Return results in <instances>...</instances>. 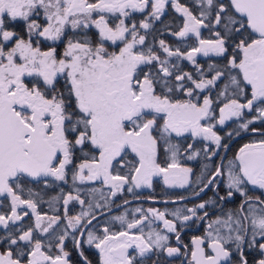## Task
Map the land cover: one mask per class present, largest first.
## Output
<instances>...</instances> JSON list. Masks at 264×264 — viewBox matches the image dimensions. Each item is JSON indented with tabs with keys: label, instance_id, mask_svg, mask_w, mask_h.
<instances>
[{
	"label": "snow or ice",
	"instance_id": "1",
	"mask_svg": "<svg viewBox=\"0 0 264 264\" xmlns=\"http://www.w3.org/2000/svg\"><path fill=\"white\" fill-rule=\"evenodd\" d=\"M168 5L169 0H0V196L10 197V215L0 214V225L7 229L10 222L23 221L29 213L21 214L22 206L35 213L33 226L24 230L21 225L15 236L9 231V247L0 251V264H71L65 250L69 236L80 249L81 264H91L69 229L87 228L96 219L94 210L104 205L90 202L87 211L67 217V226L55 237L59 254L51 255L53 241L45 243L35 233H49L61 217L41 215L36 200L23 199L21 178L64 181L72 166L73 182L100 180L112 197L126 184L151 187L156 176L166 185L183 188L193 182V169L180 163L173 134L190 133L220 148L227 145L214 130L217 125L235 117L245 120L240 127L248 129L254 120L264 121V0H195L196 12L173 0L171 7L181 15L182 24L171 35L194 36L196 45L181 51L161 39L162 58L146 45L147 36L141 32L147 33L158 21L170 31L161 20ZM41 12L43 25L33 18ZM134 12L145 14V19L131 21ZM21 22L27 38L12 30ZM91 28L96 30L93 35L85 31ZM205 28L213 38L202 37ZM67 29L73 30L71 36ZM34 35L51 41L66 38L67 43L62 53L56 47L42 50L34 46ZM201 54H212L224 63L205 69L196 61ZM173 57L190 61L198 75L179 71L170 63ZM61 75L63 91L57 88ZM28 77L34 79L26 82ZM178 92L186 98L177 99ZM246 112L256 115L247 119ZM162 146L171 154L165 166L158 162ZM77 150L88 157L78 165ZM129 150L135 154L131 161ZM197 155L194 150L188 158ZM114 166H129L130 175L114 174ZM223 175L217 167L206 182L197 177L203 183L200 192L209 185L218 188L216 180ZM249 185L264 190V139L245 144L228 162V190L219 199L223 202L238 193L243 197L239 207L210 220L203 236L191 238V247L181 241L175 220L207 219L209 201L175 209L171 212L175 220L166 219L168 210L136 208L139 219L128 220L127 212L113 217L126 230L110 232L105 226L102 235L87 231L80 236L86 235V243L99 250V264H142L161 252L173 258L190 256L184 264H264V199L248 195ZM72 200L85 204L71 193L63 204ZM156 221L175 233L178 246H170L169 235L152 227ZM251 249L257 254L251 255ZM154 264H159L158 256Z\"/></svg>",
	"mask_w": 264,
	"mask_h": 264
},
{
	"label": "flooded vegetation",
	"instance_id": "2",
	"mask_svg": "<svg viewBox=\"0 0 264 264\" xmlns=\"http://www.w3.org/2000/svg\"><path fill=\"white\" fill-rule=\"evenodd\" d=\"M180 3L185 4L186 6L193 8L195 0H179ZM173 0H169V5L166 7L165 14L161 17V20L164 24L170 26V31L164 29L163 24L159 21L155 23L154 28L150 29L145 33L144 31L141 34H146V45L153 46L154 51H156L162 58H164V53L159 48V40H164L166 44L171 45L173 49L179 47L181 51H189L192 46L196 45V38L190 36L188 38H178L171 35V32L177 31L178 26L182 24V17L179 13L171 7ZM193 11L196 12V9L193 8ZM34 19L37 20L40 24H45V18L42 15L34 16ZM145 19V14L134 12L130 18L131 21L139 22L140 20ZM207 23V21H206ZM17 31L21 36L27 38V29L26 24L21 22L19 24H14L13 29ZM87 31L90 35L95 33V29L91 28ZM67 35L71 36L73 30L67 29ZM80 32V30H76ZM201 35L205 39L213 38L209 29L205 28L201 30ZM34 46H39L42 50H47L49 47H56L58 53L63 52L67 40L62 38L59 41L46 40L45 38L38 37L34 35L33 38ZM119 43V42H118ZM122 46V44H121ZM114 50V46H113ZM197 64L203 66L207 69L209 64L217 63L223 64L224 60L219 57H215L210 54L209 56L198 55L196 57ZM170 63L176 64L179 71L191 72L194 77L198 74L195 72V65L186 59H177L175 57L171 58ZM147 71V69H145ZM33 77L26 78V82L32 81ZM58 83L57 88L61 91L65 89V80L63 76L57 77ZM190 86V85H189ZM220 86V85H218ZM207 92L200 93L201 97L206 95ZM212 95L215 96L216 92L213 90ZM177 99H185L186 97L182 93H177ZM243 102V101H242ZM222 106V105H221ZM256 113H245L247 119H252ZM245 120L239 118H232L231 120L226 121L224 125H217L214 129L223 139L222 145H227V147L216 148L215 144L204 140L202 137H193L190 133H186L184 136L176 137L173 134L171 142L173 144H178L180 146V155L179 161L185 166L193 169L192 172V181L185 187H171L166 185L163 181V178L156 176L152 180V186H142L136 188L131 184H126L124 186V191L118 193L115 197L110 195V189L108 185H105L100 180L96 181H85L81 182L76 180L73 182L72 179V166H69L66 179L64 181H58L54 177L47 178H21L19 183L23 187L24 191L19 194L23 199H34L37 201V212L41 215L47 214L48 216H60L61 219L57 225L53 226V229L49 230V233H41L39 230L36 231V235L43 239L47 243L50 239L54 243V247L49 254L57 255L59 254L58 249L55 247V237L62 234V230L67 226V217L77 216L82 211H87V205L90 202L101 203L104 207L95 209L94 214L96 219L92 220L91 224L87 228L78 227L76 230L69 229L70 232L74 231L77 240L81 241V248L84 252V255L91 261V264H99V250L94 247V245H88L86 243V235L84 237L80 236V232L92 231L97 235H102L103 228L107 226L110 232H119L126 230L125 227L119 222L113 219V217L124 215L127 212L128 220L139 219L140 214L135 212L136 208L148 209L156 208L160 211L168 210L166 219L175 220L172 217L171 212L177 208L184 209L185 207L191 208L196 204L202 203L204 201H209L206 205L204 211L208 212V218L205 220H197L195 217L193 219L183 222L181 220H175L177 231L180 233L181 241L184 244H188L191 247L190 241L193 236H203L206 232L207 224L210 220L222 216L228 210H235L239 207L240 203L243 200L238 193H235L232 198H228L225 201H220V196H225L227 192V169L228 162L234 160L235 156L239 153V149L245 144L258 142L261 139H264V136L261 133H264V121L254 120L252 124L249 125L248 129H242L240 125L244 123ZM255 129V131H253ZM232 135L229 136L228 134ZM191 144L192 148L188 149V145ZM163 145V141H161ZM207 146L208 152L204 151V148ZM185 149H188L185 151ZM194 150L199 151V155L195 156L193 159H189V156L193 155ZM85 152L89 151L87 148ZM216 152V155L211 156V152ZM98 155V153H92ZM170 153L166 152L164 147L160 148V153L158 156V162L162 166H165V161L169 160L170 162ZM135 157L134 153H130L127 156L128 160H133ZM88 157L84 155V152L79 150L75 153L74 164L78 165L84 159ZM207 165V169H205ZM114 174L119 173L120 175H130L129 166H114ZM217 167H220L224 175L220 176L216 180L218 188L214 185H209L208 188L204 189L203 192H200V188L203 187V183L197 181V177H201L203 182H206L210 179ZM203 173V175H201ZM47 180V184H45ZM132 188V191L129 192L128 188ZM79 189V192H77ZM93 189L96 191L93 192ZM248 195L252 197L260 196L264 199L262 192L264 190L258 189L256 186L249 185ZM29 190L34 194L31 197L29 196ZM194 192H200L199 196H195ZM217 192L219 195H217ZM38 193L39 195H35ZM68 193H71L73 196L79 195L82 200L85 201L84 205H81L78 201L72 200L67 206L63 204V199L67 196ZM102 197H107V201L102 199ZM180 197L185 199L181 200ZM127 201L128 203H125ZM214 201V203H213ZM66 208V211H65ZM18 211L23 214V211H27L29 214L25 216L23 221H17L14 224L9 223V228H4L0 225V251H5L9 244L6 237L11 231L12 235L15 236L19 233L21 225H23L24 230H27L28 227H31L35 223V213L31 209L23 207L18 209ZM0 214L10 215V197L0 196ZM188 214V213H184ZM151 219V214H148ZM203 215V211L199 213ZM47 221H45L46 226ZM152 227L156 230H163L164 234L169 235L170 240L169 244L172 247L178 246L175 240V233H168L164 229L163 223L161 221H156L152 224ZM132 231H136L135 229ZM148 231V228L145 227V232ZM13 252L16 251V246H12ZM65 250L70 253L71 264H81L82 257L79 255L80 249H78L71 239V236L65 241ZM183 251V249H182ZM132 250H130V253ZM251 255H256L257 250H249ZM248 254V252H246ZM157 256L159 258V264H184L186 259H190V256L173 258L168 257L166 253H158L156 256H151V258H146L143 260L142 264H154Z\"/></svg>",
	"mask_w": 264,
	"mask_h": 264
}]
</instances>
